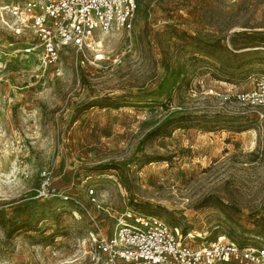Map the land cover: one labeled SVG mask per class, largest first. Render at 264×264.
Returning <instances> with one entry per match:
<instances>
[{
  "label": "rangeland",
  "instance_id": "1",
  "mask_svg": "<svg viewBox=\"0 0 264 264\" xmlns=\"http://www.w3.org/2000/svg\"><path fill=\"white\" fill-rule=\"evenodd\" d=\"M16 28L0 19V264H115L91 232L129 213L264 245V118L239 99L264 76V0H138L104 65L65 47L45 66ZM45 170L71 199L37 197Z\"/></svg>",
  "mask_w": 264,
  "mask_h": 264
},
{
  "label": "built area",
  "instance_id": "2",
  "mask_svg": "<svg viewBox=\"0 0 264 264\" xmlns=\"http://www.w3.org/2000/svg\"><path fill=\"white\" fill-rule=\"evenodd\" d=\"M138 0H0V19L10 18L17 33L29 29L34 41L26 52L38 51L45 66L55 64L63 48H74L77 56L92 65L116 63L119 55L110 54L103 37L114 29L131 30ZM211 93L213 90H210ZM239 99L264 118V76L256 88ZM37 197H61L51 185V172L44 171ZM131 221H122L113 234L91 232L94 256H106L109 262L127 264H264V245L240 244L226 236L204 245L186 242L176 227L161 216L129 213Z\"/></svg>",
  "mask_w": 264,
  "mask_h": 264
},
{
  "label": "bare ground",
  "instance_id": "3",
  "mask_svg": "<svg viewBox=\"0 0 264 264\" xmlns=\"http://www.w3.org/2000/svg\"><path fill=\"white\" fill-rule=\"evenodd\" d=\"M106 35V34H105Z\"/></svg>",
  "mask_w": 264,
  "mask_h": 264
}]
</instances>
